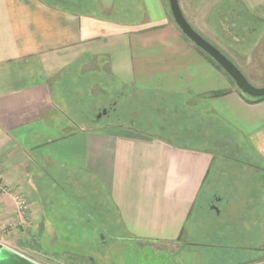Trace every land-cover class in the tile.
<instances>
[{
    "label": "crops",
    "instance_id": "crops-1",
    "mask_svg": "<svg viewBox=\"0 0 264 264\" xmlns=\"http://www.w3.org/2000/svg\"><path fill=\"white\" fill-rule=\"evenodd\" d=\"M255 1L178 3L197 33L263 88L264 2ZM167 4L0 0V183L27 205L22 235L41 236L80 218L86 224L81 193L101 191L118 237L177 244L216 160L205 146L209 129L230 131L264 160V100L243 99L182 35ZM119 102L153 125L182 121L175 135L184 142L109 122ZM89 103L94 121L77 123ZM257 170L247 199L264 198V168ZM62 183L78 194L67 217ZM221 202L216 196L212 210ZM12 220L13 202L0 195V222Z\"/></svg>",
    "mask_w": 264,
    "mask_h": 264
},
{
    "label": "rangeland",
    "instance_id": "rangeland-1",
    "mask_svg": "<svg viewBox=\"0 0 264 264\" xmlns=\"http://www.w3.org/2000/svg\"><path fill=\"white\" fill-rule=\"evenodd\" d=\"M92 104H85L86 110L81 109L76 114L77 123L94 121ZM119 106L109 122L132 123L146 134L184 142L179 135H175L180 131L182 121L160 120L153 125L150 120L133 118L134 110L130 109V104L125 106L119 102ZM121 107L125 109L122 114ZM106 122L107 119L103 118L99 124ZM211 133L209 129L205 146L216 154V160L182 242L160 244L118 237L116 214L105 193H94L91 198V193L87 191L81 193L86 195L81 203L90 215L89 222L83 224L81 218L79 224L68 221L56 225L59 230L43 232L37 237L35 231H32L33 237L22 235L21 231L9 236L8 245L39 264H246L248 260L263 257L264 198L260 193L248 199L244 195L251 190L248 188L257 185L260 177L257 169L264 168V160L257 157L250 144L233 138L230 131L216 126L214 134ZM60 187L65 191H61V195L65 196L63 200L70 204L64 210L67 217L75 206L71 197L77 193L69 190L70 186L65 183ZM216 196L222 202L212 210L211 204L215 203Z\"/></svg>",
    "mask_w": 264,
    "mask_h": 264
},
{
    "label": "water",
    "instance_id": "water-1",
    "mask_svg": "<svg viewBox=\"0 0 264 264\" xmlns=\"http://www.w3.org/2000/svg\"><path fill=\"white\" fill-rule=\"evenodd\" d=\"M171 17L180 30L182 35L188 39L196 48L206 54L211 60H213L222 71L233 81L237 90L243 95L251 99L264 98V87L255 88L243 74L237 69V67L217 48L211 45L208 41L202 38L186 21L183 13L179 7L178 0H167ZM0 264H39L21 253L10 250L0 249Z\"/></svg>",
    "mask_w": 264,
    "mask_h": 264
},
{
    "label": "built area",
    "instance_id": "built-area-1",
    "mask_svg": "<svg viewBox=\"0 0 264 264\" xmlns=\"http://www.w3.org/2000/svg\"><path fill=\"white\" fill-rule=\"evenodd\" d=\"M0 195L9 196L13 202V213L14 220L7 224H2L0 222V249L6 248L11 249L8 245L7 240L9 236L15 235L19 230L29 222V213L27 205L24 200L18 196L14 195L11 189L0 183Z\"/></svg>",
    "mask_w": 264,
    "mask_h": 264
},
{
    "label": "trees",
    "instance_id": "trees-1",
    "mask_svg": "<svg viewBox=\"0 0 264 264\" xmlns=\"http://www.w3.org/2000/svg\"><path fill=\"white\" fill-rule=\"evenodd\" d=\"M188 40V39H187ZM196 48V47H195ZM199 52H201L205 57H207L208 58V60L215 66V67H217L219 70H221L222 71V69L213 61V60H211L206 54H204L201 50H199L198 48H196ZM223 72V71H222ZM224 73V72H223ZM225 74V73H224ZM226 75V74H225ZM227 76V75H226ZM230 79V78H229ZM231 80V79H230ZM231 82H232V84L234 85V83H233V81L231 80ZM235 86V85H234ZM236 91L239 93V95L241 96V97H243V99H245V100H247V101H250V102H260V101H263L264 100V98H262V99H251V98H249V97H247V96H245V95H243L239 90H237L236 89ZM226 94H228V92H218V93H215V94H213V95H211V97H221V96H224V95H226ZM213 152V151H212ZM216 155V154H215Z\"/></svg>",
    "mask_w": 264,
    "mask_h": 264
},
{
    "label": "flooded vegetation",
    "instance_id": "flooded-vegetation-1",
    "mask_svg": "<svg viewBox=\"0 0 264 264\" xmlns=\"http://www.w3.org/2000/svg\"><path fill=\"white\" fill-rule=\"evenodd\" d=\"M246 264H264V256L258 259H251L245 262Z\"/></svg>",
    "mask_w": 264,
    "mask_h": 264
}]
</instances>
